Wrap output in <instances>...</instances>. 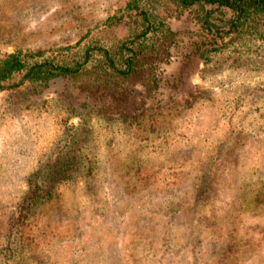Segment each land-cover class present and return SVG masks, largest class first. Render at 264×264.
<instances>
[{
  "label": "rangeland",
  "instance_id": "obj_1",
  "mask_svg": "<svg viewBox=\"0 0 264 264\" xmlns=\"http://www.w3.org/2000/svg\"><path fill=\"white\" fill-rule=\"evenodd\" d=\"M126 1L0 0V56L110 43ZM167 21L144 84L0 90V264H264V46L205 63L210 36ZM35 184L51 194L21 214Z\"/></svg>",
  "mask_w": 264,
  "mask_h": 264
},
{
  "label": "trees",
  "instance_id": "obj_2",
  "mask_svg": "<svg viewBox=\"0 0 264 264\" xmlns=\"http://www.w3.org/2000/svg\"><path fill=\"white\" fill-rule=\"evenodd\" d=\"M185 13L210 36L206 46L198 50L205 63L221 55L242 66L239 60L264 46V0H127L109 23H119L125 31L110 43L91 39L76 49L65 47L46 56L41 52L0 56V90L25 83L47 85L85 71L100 79L115 77L144 84L179 35L167 20ZM62 167L60 177H65ZM45 194L50 196L51 192L43 185H33L20 213H29Z\"/></svg>",
  "mask_w": 264,
  "mask_h": 264
}]
</instances>
